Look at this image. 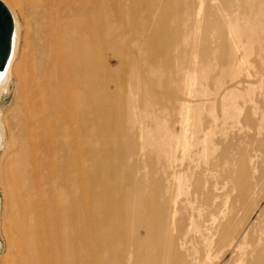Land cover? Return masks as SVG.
Wrapping results in <instances>:
<instances>
[{
  "label": "rangeland",
  "instance_id": "obj_1",
  "mask_svg": "<svg viewBox=\"0 0 264 264\" xmlns=\"http://www.w3.org/2000/svg\"><path fill=\"white\" fill-rule=\"evenodd\" d=\"M0 1L11 11H18L13 0ZM152 1L155 6L151 9V24L139 33V39H134L129 23L133 16L128 14L123 18L124 15L119 16L117 10L129 9L133 4L136 7L141 5L135 12L139 20L147 14L143 7H148ZM187 1L168 0L165 5L171 8ZM191 1L196 6V14L201 0ZM163 3L164 0H105V58L112 78L125 81L136 59L160 54L158 37L162 33L159 32L158 20L167 8ZM219 4L222 6L217 10ZM250 4L247 0L243 3L237 0V4L227 6L218 0H203L199 14L209 12V23L217 17L222 21L229 20L233 37L241 41L239 51L232 53L230 50L229 58L219 60L225 63L216 62L213 56L207 62H201L197 54L186 56L179 48L177 53L174 51L183 61L179 67L184 70L182 68L180 74L185 71L182 92L187 85V75L195 69L191 74L194 84L193 92L188 96L190 109L186 127L182 128L184 108L181 107L179 112L172 110L180 97H186L164 87L153 88V93L149 91L153 96V107L145 105L128 113L134 124L132 128L125 127L126 123L116 118L104 139L98 137L100 129L90 130L91 143L86 153L89 168L92 172H97L98 167L106 170L105 176H99L92 186L113 184L107 200V203H116L113 216L122 209L119 202L124 199L128 216L136 215L138 209L143 218L152 216L157 220L159 215H164L167 222L163 231L153 227L156 242H152L143 229L136 231L133 220L128 221L125 227L117 224L105 227L100 234L110 240L108 252L94 256L92 249H97V245L93 240L87 261L96 264H147L158 251L167 250L168 241H171L172 261L186 260V255L203 259L206 244L210 251L209 259H203L204 264H257L261 257L264 259V28L255 32L247 29L257 28L262 21V17L245 18L254 11ZM185 12L184 9L178 19H173V23H181L182 35L187 32L185 24L189 20ZM96 15L99 17L98 13ZM240 15L243 17L241 25L236 24ZM19 17L21 30L17 55L7 87L0 97V120L5 139L0 148V264H25L17 246L13 223L27 194L11 171L15 168L12 160L25 149L26 143L25 117L28 110L21 79L28 72L26 65L35 62L42 50L38 23L24 9ZM211 31L210 28V39L206 44L214 47L216 39ZM189 34L192 35V31ZM195 34L200 39L204 37L201 30L198 33L195 30ZM113 51L117 54L126 51L123 62L117 63ZM157 59L155 63L163 70V77L173 79L179 72L174 64L166 65L159 57ZM142 80L145 81L143 75ZM144 86L141 84L135 95L127 88L110 92L113 91L111 84L108 90L118 95L120 101L127 98L126 93L133 94L135 101H140ZM213 86L216 90H212L215 89ZM117 111L112 109L110 113L114 116ZM201 119L208 123L202 124ZM184 143L186 147L183 150ZM107 148L108 154L105 153ZM207 163L214 164L216 170L203 183L201 174ZM174 176H179L181 190L176 205H172L170 193H165L169 187L171 191L175 190ZM211 181L215 182L212 190L207 188ZM151 191L158 192L153 195ZM203 193L209 196L206 203L203 202ZM101 198L93 196L92 200ZM151 201L157 204V208L148 215L146 203ZM175 207V216L180 221L177 227L168 228ZM121 246L123 251L119 249ZM136 246L138 251L134 252Z\"/></svg>",
  "mask_w": 264,
  "mask_h": 264
},
{
  "label": "bare ground",
  "instance_id": "obj_2",
  "mask_svg": "<svg viewBox=\"0 0 264 264\" xmlns=\"http://www.w3.org/2000/svg\"><path fill=\"white\" fill-rule=\"evenodd\" d=\"M167 1L164 0L163 5L168 4ZM218 1L227 6L237 4V0ZM243 1L241 0L242 3ZM13 2V6H17V12L11 11L2 2L12 20V33L9 55L3 69H0V97L7 87L17 55L21 30L19 16L22 15L23 9L34 22L38 23L36 26L40 30L42 46L37 60L26 65L28 72L21 79L28 110L25 117L26 143L25 149L20 150L17 157L12 160L15 168L11 171L20 180L19 185L27 194L22 205L19 206L18 217L13 223L23 263L96 264L86 259L92 249L91 241L94 240L97 245V249H92V254L104 255L108 252L110 240L102 237L101 230L113 224L125 227L131 220L136 231L143 229L150 240L156 242L153 227L156 226L159 231H163L167 222L164 215H159L157 220L152 216L143 218L137 209L136 215L128 216L126 203L124 199H120L119 207L122 209H119L114 217L116 203L114 201L107 203L113 184L92 186L99 176H105L106 170L98 167L97 172H92L89 168L86 153L91 143L90 130L100 129L98 137L104 139L105 133L116 118L123 120L126 123L125 127L132 128L134 124L129 119L128 113L145 105L153 107V96L151 97L149 91L153 93V88L164 87L186 97L185 99L180 97L172 108L173 112H179L181 107L184 108L182 128L186 127L190 109L188 96L190 97L193 92L194 84L191 74L195 69H191L187 75V85L182 92L181 85L185 82V71L180 74L183 67L179 66H182L183 61H180L174 51L176 50L177 53L179 48L186 56L197 54L201 62H207L212 56L216 62L229 58L230 50L236 53L241 46V41L233 37L230 29L232 27L228 26L230 21H222L217 17L212 23L207 22L209 12L199 14L203 8V0L196 14H194L196 6L191 0L184 4L177 3L171 8L165 5L167 8L158 20L159 32L162 33L158 37L160 54L158 56L153 54L148 59L140 57L136 59L129 77L123 81L112 78L105 58L107 49L105 0H13ZM247 2L251 3L250 7L254 11L246 17L245 13H242V16L246 19L262 17L260 26L247 29L249 32L263 29L264 0H247ZM132 6L134 8L126 10L119 8L117 14L124 15L123 18L128 14L133 16V21L129 23L132 26V37L135 39L151 24V9L155 5L152 1L148 7H143L147 14L139 20L136 19L135 12H138L141 5ZM221 6V4L217 5V10H220ZM184 9L189 15V20L185 24L187 32L182 35L181 23L179 21L173 23V19H178ZM95 13H98L99 17L95 16ZM242 16L235 18L238 22L236 24L241 25ZM210 28L215 34L214 47L206 44L210 39L208 33ZM195 30L197 33L200 30L203 32V39L195 34ZM191 31L192 35L189 34ZM229 47L231 48L228 49ZM116 52L113 51L112 54L119 64L123 62V55L127 53ZM129 53L131 51L128 55ZM157 57L165 64L170 63V66L174 64L175 70L179 72H176L173 79L163 77L161 74L163 70H160L155 63ZM142 75L145 81L142 80ZM143 83L146 89L142 88L143 97L141 93L140 101H135L133 94L128 93H126L127 98L120 101L118 95L110 93L127 88L129 91L133 90L135 95L139 92L137 88ZM110 84L113 85V91L109 92ZM213 87L215 89L212 90H216V86ZM112 109L118 110L116 112L118 114L113 116L110 113ZM201 123L206 124L208 121L201 119ZM139 134L142 137L141 132ZM4 142V128L0 120V148L3 147ZM185 147L186 143L183 150ZM105 153H109L108 148ZM96 155L99 158L97 153ZM207 165L201 174L203 183L206 178L209 180V176H213L216 170L214 164L207 163ZM173 178L176 181L175 190L171 191L169 187L165 193H170L172 205H176L178 194H181L180 178L179 176ZM214 187L215 182H209L207 188L212 190ZM157 192L151 191L153 195ZM170 195H168L169 202ZM203 195V202L206 203L209 196L207 193ZM93 196L102 198L93 201ZM155 205L157 206L154 201L146 203L148 215L157 208ZM175 215L177 216L176 207L172 210L168 228L178 226L180 218ZM170 246L171 241H168L167 250L160 253L158 251L147 264H204V260L209 259L210 246L206 244L204 260L186 255V260L172 261ZM119 249L123 251L122 246ZM137 251L136 246L134 252ZM162 256L165 258L163 259ZM257 264H264V259L261 257Z\"/></svg>",
  "mask_w": 264,
  "mask_h": 264
},
{
  "label": "water",
  "instance_id": "obj_3",
  "mask_svg": "<svg viewBox=\"0 0 264 264\" xmlns=\"http://www.w3.org/2000/svg\"><path fill=\"white\" fill-rule=\"evenodd\" d=\"M12 20L7 8L0 1V69H3L10 50Z\"/></svg>",
  "mask_w": 264,
  "mask_h": 264
}]
</instances>
